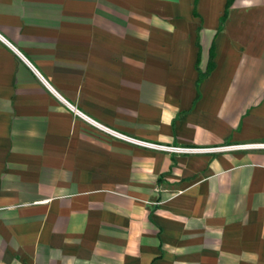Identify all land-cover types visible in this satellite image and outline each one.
Listing matches in <instances>:
<instances>
[{
	"label": "crops",
	"instance_id": "0c3cea01",
	"mask_svg": "<svg viewBox=\"0 0 264 264\" xmlns=\"http://www.w3.org/2000/svg\"><path fill=\"white\" fill-rule=\"evenodd\" d=\"M0 0V264H264V0ZM71 105L86 117L69 107Z\"/></svg>",
	"mask_w": 264,
	"mask_h": 264
},
{
	"label": "built area",
	"instance_id": "2783aa9c",
	"mask_svg": "<svg viewBox=\"0 0 264 264\" xmlns=\"http://www.w3.org/2000/svg\"><path fill=\"white\" fill-rule=\"evenodd\" d=\"M70 108L75 110L71 105H69ZM75 112L79 115H82L83 117H86L79 111L75 110ZM87 118V117H86ZM91 123L97 127L100 131L103 133L114 137L116 139H120L122 141H126L129 143H132L137 146L145 147V148H150V149H158L162 151H167L175 154H213V153H221L225 151H232V150H246V149H264V143L263 144H249V145H224V146H219V147H183V146H167V145H160L156 143H151L148 141H143L139 140L133 137H129L127 135H124L122 133H119L115 130H112L108 127H105L96 121H93L89 118H87Z\"/></svg>",
	"mask_w": 264,
	"mask_h": 264
},
{
	"label": "trees",
	"instance_id": "16d2710c",
	"mask_svg": "<svg viewBox=\"0 0 264 264\" xmlns=\"http://www.w3.org/2000/svg\"><path fill=\"white\" fill-rule=\"evenodd\" d=\"M231 3H232V0H229L228 1V7L231 5Z\"/></svg>",
	"mask_w": 264,
	"mask_h": 264
}]
</instances>
